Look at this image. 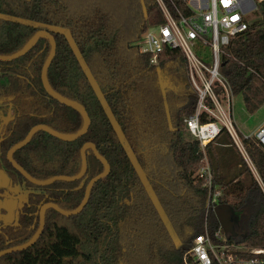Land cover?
<instances>
[{"label": "trees", "instance_id": "1", "mask_svg": "<svg viewBox=\"0 0 264 264\" xmlns=\"http://www.w3.org/2000/svg\"><path fill=\"white\" fill-rule=\"evenodd\" d=\"M173 1L183 10L181 0ZM261 11L262 23L231 41L220 67L248 114L264 105V3ZM161 23L155 0H0V55L19 51L39 30L49 32L56 51L48 84L80 104L90 120L86 133L73 142L38 131L12 159L36 180L70 177L80 171L81 147L92 143L110 168L79 214L64 217L46 210L36 243L1 257L0 264H183L205 219L210 232L219 228L213 208L207 209V189L196 177L204 157L220 191L213 207H229L236 216L235 234L227 241L264 249V149L239 133L246 160L225 130L204 154L196 140H186L183 120L194 113L197 97L183 54L165 48L152 65L136 46L148 27ZM49 50L41 38L24 56L0 62V111L7 118L0 168L11 186L28 192L19 225L6 233L19 237L0 250L32 237L42 204L74 210L88 182L103 172L87 149L82 179L38 187L6 160L7 151L37 125L61 134L82 127L76 111L43 89L40 73Z\"/></svg>", "mask_w": 264, "mask_h": 264}, {"label": "built area", "instance_id": "2", "mask_svg": "<svg viewBox=\"0 0 264 264\" xmlns=\"http://www.w3.org/2000/svg\"><path fill=\"white\" fill-rule=\"evenodd\" d=\"M163 23L151 26L137 42L138 52L156 65L165 49L179 50L186 61L187 78L196 94L194 113L183 123L204 154L205 146L225 130L247 160L239 132L232 121V93L220 73L225 49L232 40L263 21L264 0H181L183 10L173 0H155ZM206 119L202 122L201 119ZM264 149V125L253 136ZM246 137V138H247ZM207 189V209L214 208L220 191L213 186L207 160L196 173ZM221 228L210 232L206 219L183 255V264H264V249H247L229 243Z\"/></svg>", "mask_w": 264, "mask_h": 264}, {"label": "water", "instance_id": "3", "mask_svg": "<svg viewBox=\"0 0 264 264\" xmlns=\"http://www.w3.org/2000/svg\"><path fill=\"white\" fill-rule=\"evenodd\" d=\"M27 1H29V0H27ZM41 38L47 39L49 42V45H50L49 53H48V55L44 61V64L41 68V73H40V79H41L43 89L50 98L57 101L59 104L64 105L66 107H69V108L73 109L74 111H76L81 116L83 124H82L81 129L74 134H61V133H58V132L50 129L47 126L37 125V126L31 128L29 130V132L27 133V135L25 136V138L21 142L15 144L11 149H9L7 151L6 160L10 163L11 167L15 171H17L27 182H29L30 184H32L34 186H38V187L50 186L55 182L70 183V182H74V181H78V180L82 179L83 176L85 175V172L87 169V163H86V150L87 149H91L95 158L102 164L103 172H101L100 174H98L97 176H95L94 178H92L88 182V184L86 185L85 190H84L83 198H82L80 204L74 210L64 211L53 203L43 204L39 208V211H38V217H39L38 227H37L35 233L32 235V237L27 242H25L21 245L0 251V258L5 256V255L11 254V253L24 251V250L32 247L36 243V241L39 238V236L43 230V227H44V215H45L46 210L51 209V210L55 211L56 213H58L64 217H71V216H75V215L79 214L83 210V208L85 207V205L88 201L89 194H90V191H91L93 185L98 180L107 176L110 172V168H109L107 161L98 154L97 150L95 149V146L92 143H85L81 147V149H80L81 167H80V171L75 176H70V177L69 176H54L52 178H49V179L43 180V181L36 180V179L32 178L30 175H28L12 159V155L14 154V152L23 148L30 141L33 134L38 132V131L45 132L46 134L50 135L51 137L56 138L62 142H73V141L77 140L78 138L82 137L86 133V131L90 125L89 117H88L85 109L80 104H78L77 102H74L72 100H69V99L59 95L58 93L54 92L51 89L50 85L48 84L47 70H48L50 63L52 62V60L55 56V51H56L55 41L49 32H47L46 30L37 31L19 51L15 52L14 54L9 55V56H1L0 55V62H11L15 59H18V58L24 56L27 52H29L34 47V45ZM9 186H10V178L8 177V175L4 171L1 170L0 171V189H7V188H9ZM4 212H6V211L4 210ZM213 213H214V216L216 217V219L218 221L219 227L221 228V232L226 234V235H229V236H234V234H235L234 233V222H235L236 216L233 214L232 210L229 207L218 205V206H215L213 208Z\"/></svg>", "mask_w": 264, "mask_h": 264}, {"label": "flooded vegetation", "instance_id": "4", "mask_svg": "<svg viewBox=\"0 0 264 264\" xmlns=\"http://www.w3.org/2000/svg\"><path fill=\"white\" fill-rule=\"evenodd\" d=\"M6 120L7 118H5V115L0 111V137L2 136L3 125L6 122ZM0 171H1V168H0ZM13 189L14 187L11 185L7 189H0V247L4 245H9L12 242H15L18 239L17 237H19V236L14 237L13 235L11 236V238L14 237V239H10L6 233H7V229H10V228L13 229L19 225V221H20L19 214L21 212L23 204L26 201V195L28 192L25 189L20 188L21 191H18L19 193H17V191ZM21 197H24L23 201H21ZM3 209L6 212H4ZM37 216H38V213H37ZM38 222H39V217H38ZM11 247H15V246H10L9 248Z\"/></svg>", "mask_w": 264, "mask_h": 264}, {"label": "rangeland", "instance_id": "5", "mask_svg": "<svg viewBox=\"0 0 264 264\" xmlns=\"http://www.w3.org/2000/svg\"><path fill=\"white\" fill-rule=\"evenodd\" d=\"M232 121L237 128L238 132L242 136H253V134L258 130L259 126L264 122V105H262L255 113H246L241 96H235L232 99ZM182 130L186 134V140H191L192 137L186 130L185 124L182 126ZM253 170V169H252ZM17 193L21 191L20 187L14 186ZM15 192V191H14ZM24 197H21L23 201Z\"/></svg>", "mask_w": 264, "mask_h": 264}, {"label": "crops", "instance_id": "6", "mask_svg": "<svg viewBox=\"0 0 264 264\" xmlns=\"http://www.w3.org/2000/svg\"><path fill=\"white\" fill-rule=\"evenodd\" d=\"M263 125H264V122L259 126V128L262 127ZM259 128H258V129H259Z\"/></svg>", "mask_w": 264, "mask_h": 264}]
</instances>
